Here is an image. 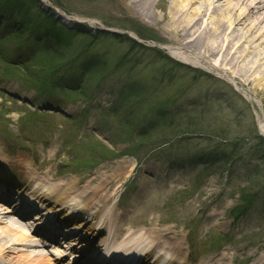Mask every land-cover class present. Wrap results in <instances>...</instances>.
<instances>
[{
  "label": "rangeland",
  "instance_id": "rangeland-1",
  "mask_svg": "<svg viewBox=\"0 0 264 264\" xmlns=\"http://www.w3.org/2000/svg\"><path fill=\"white\" fill-rule=\"evenodd\" d=\"M124 4L0 0V161L47 186L74 180L82 195L114 177L99 193L116 238L143 228L166 243L154 232L164 229L181 242L183 264H264V93L246 97L182 64L170 36ZM11 27L24 30L20 41H5ZM51 48L66 54L64 71L32 61Z\"/></svg>",
  "mask_w": 264,
  "mask_h": 264
},
{
  "label": "bare ground",
  "instance_id": "bare-ground-1",
  "mask_svg": "<svg viewBox=\"0 0 264 264\" xmlns=\"http://www.w3.org/2000/svg\"><path fill=\"white\" fill-rule=\"evenodd\" d=\"M121 1L125 3L124 8L128 11L149 19L159 25L161 31L170 36L171 47L168 48V51L174 58L187 62L188 65L216 72L236 89H245L246 91L243 93L246 97L249 96V93L254 95H260L258 92L264 93V0ZM156 8L161 11H158L159 15L155 11ZM258 121V124L264 129V122L261 119ZM1 161L5 165L0 163V176L6 175V172L16 174L18 171L22 172L20 174L26 175V171H22L21 166L16 162L6 164L3 159ZM130 161L132 162V160ZM30 175L36 181L32 171H29L28 177ZM21 177H23L21 183L27 182L26 176ZM104 180L105 178L102 181L99 180V183H95L93 185L95 187H88L89 190L83 195L71 191L75 185L74 180L55 187L45 184L38 185L40 183L32 181L30 187L32 193L36 195L37 202L46 207L47 214L53 213L60 221L70 222L65 226L69 228L68 230L80 227V237L87 235L89 239H92L100 229L107 228L100 236L109 238L111 226L117 221V217L110 210L111 207L105 204L108 199L107 193L99 192L113 182L114 177L107 178V181ZM100 197L104 199L102 200ZM86 199L89 200L87 203ZM70 211L81 215V218L66 219ZM15 213L13 205L0 204V222L3 218L0 226V241H3L0 243V252L3 247L10 250L14 242L24 241L23 245L27 247L37 244L29 233L30 231L36 232V229L30 228L29 232H26L23 228L14 229L10 224L12 215ZM154 232L162 237L165 235L166 243L147 239L141 232L132 231L126 235L125 239L119 241L118 245L142 244L150 247L147 250L148 254L153 253L155 247H160L164 251L166 250L169 255L166 262L162 264H183L178 258L182 249L181 242L167 236L164 229L156 228ZM9 235H12L11 243L6 240ZM77 236L79 235L77 234ZM74 238L76 237L74 236ZM170 250L173 252L171 253ZM12 254L19 253L12 251ZM90 255L88 253L86 256ZM17 256L23 259L29 258V260L27 259L29 264H54L43 253H35L30 256V253L23 252ZM86 260L89 261V258ZM149 263L147 258L145 264ZM153 264H160V260L157 258ZM212 264H221V259L215 260Z\"/></svg>",
  "mask_w": 264,
  "mask_h": 264
},
{
  "label": "trees",
  "instance_id": "trees-1",
  "mask_svg": "<svg viewBox=\"0 0 264 264\" xmlns=\"http://www.w3.org/2000/svg\"><path fill=\"white\" fill-rule=\"evenodd\" d=\"M15 6H17L18 8H22L23 7V5H21V2L18 5L15 4ZM38 11H39V14L45 15V18L48 17L47 12H43V11H41V9L40 10L38 9ZM24 14L26 16L27 11H25ZM22 24H24V23H22ZM36 26H38L39 28H41V25L40 24H36ZM78 26H80V25H78ZM77 29H79V28L76 26L75 31ZM19 31H24V30L21 27L19 28V30L11 27V29L5 33V34H7L4 37L5 38V41H7V42H18V41H20V39H17L18 38V35H19ZM75 31L72 30V31H68V32L69 33H71V32L73 33ZM36 32H37V30H35V27H34L33 35ZM118 36L120 37V35H118ZM0 53H2V52H0ZM32 61L35 62V63H38V62H41L42 61L44 63V65H46L48 67L49 70L52 69L55 72H57V71H64L65 70L64 68H68V66H69V62L67 61L66 54L64 52H62L61 50L56 49V48H51L50 50H45V51H42V52L38 53L33 58ZM130 91H131V93H135L136 94V92H134L133 90L130 89ZM136 117H140V115L139 114H136ZM147 135H151V131H147L145 133V136H147ZM259 138L261 140V137H259ZM225 159H227V158H221L222 161L225 160ZM216 161H218V160L217 159L216 160H213V161L207 160V161H204L202 163L208 164V162H210L211 164H213ZM241 210H243V209H241Z\"/></svg>",
  "mask_w": 264,
  "mask_h": 264
}]
</instances>
